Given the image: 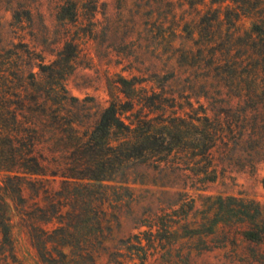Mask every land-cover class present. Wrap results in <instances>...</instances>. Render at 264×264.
Instances as JSON below:
<instances>
[{
  "label": "rangeland",
  "instance_id": "374dc122",
  "mask_svg": "<svg viewBox=\"0 0 264 264\" xmlns=\"http://www.w3.org/2000/svg\"><path fill=\"white\" fill-rule=\"evenodd\" d=\"M255 25L264 27V0H0V72L50 65L72 43L64 85L77 101L65 108L86 127L112 102L129 101L122 80L136 91L134 111L122 116L127 123L152 112L158 122L207 114L223 124L216 173L207 177L213 182L200 174V159L182 153L133 167L132 197L120 191L124 201L109 217L98 264H114V252L141 264L142 251L131 247L138 239L145 264H264V241L245 240L236 213L255 201L264 218V36L253 35ZM7 88L0 84V92ZM14 222L18 264H43L27 229ZM4 243L0 234V255Z\"/></svg>",
  "mask_w": 264,
  "mask_h": 264
},
{
  "label": "trees",
  "instance_id": "16d2710c",
  "mask_svg": "<svg viewBox=\"0 0 264 264\" xmlns=\"http://www.w3.org/2000/svg\"><path fill=\"white\" fill-rule=\"evenodd\" d=\"M68 13L63 8L64 17H69ZM252 33L264 36V27L255 25ZM75 54L76 47L67 43L60 58L50 65L30 62L29 67L18 64L14 70L0 72V84L8 86L0 92V173L4 176L0 182V234L5 238L0 264L19 263L13 236L16 218L27 229L43 264H98L112 231L109 217H117L115 209L122 206L120 191L132 197L130 171L138 163L151 159L168 163L172 155L182 153L200 159L203 170L199 172L207 181L216 178L207 177L216 173L215 150L224 140L225 130L219 120L207 114L158 122L150 118L151 112L127 123L122 116L134 111L132 93L136 91L125 80L122 92L129 101L112 102L93 126L86 127L67 111L66 103L77 101L70 98L64 85ZM35 68L42 75L40 81ZM22 80L19 90L12 89L15 81ZM149 100L150 105L156 104V99ZM159 111L165 116L163 108ZM57 180L60 187L50 188ZM262 183L264 186V179ZM248 203L250 207L236 211L241 235L262 243V208L255 201ZM149 228V234L155 236L156 226ZM166 229L170 232L173 226ZM137 243L131 247L142 251L141 264H145V246L141 239ZM120 255L112 253L110 262L133 264L136 259L134 254L130 260Z\"/></svg>",
  "mask_w": 264,
  "mask_h": 264
}]
</instances>
